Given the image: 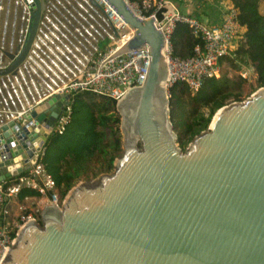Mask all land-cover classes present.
<instances>
[{
	"label": "water",
	"instance_id": "1",
	"mask_svg": "<svg viewBox=\"0 0 264 264\" xmlns=\"http://www.w3.org/2000/svg\"><path fill=\"white\" fill-rule=\"evenodd\" d=\"M23 1L24 41L16 56L5 52L0 67L11 62L0 75L25 56L43 9L42 0ZM105 1L134 28L113 55L145 44L149 53L142 84L115 101L121 152L111 171L70 187L59 207L44 205L40 222L22 223L0 264H264V86L217 108L181 148L160 30L127 0ZM69 102L53 93L0 124V181L37 161Z\"/></svg>",
	"mask_w": 264,
	"mask_h": 264
},
{
	"label": "built area",
	"instance_id": "2",
	"mask_svg": "<svg viewBox=\"0 0 264 264\" xmlns=\"http://www.w3.org/2000/svg\"><path fill=\"white\" fill-rule=\"evenodd\" d=\"M42 1L43 9L25 56L11 72L0 75V124L20 120L22 114L53 93L68 94L70 100L75 92L91 91L117 101L127 89L141 85L145 78L149 62L145 45L113 55L131 38L132 32L120 20L114 21L108 15L115 10L105 0ZM218 1L219 21L214 24L203 23L180 12L172 0L129 2L135 6L137 15L151 18L153 26L162 34L165 88L181 81L194 92L203 78L218 75L219 58L230 55L242 29L237 7L228 0ZM28 15L25 1L0 0V65L5 52L14 56L18 54L24 41ZM176 22L186 24L200 41L187 57L171 56L169 35ZM104 38L108 39L107 43L99 45V40ZM16 46L17 51L14 50ZM10 62L8 60L6 65ZM11 106L14 110H10ZM68 113L69 104L63 105L54 130L61 132ZM40 154L41 151L37 161L23 173L0 181V259L16 229L34 219L30 214H20L7 228L3 219L6 197L16 196L21 188H30L48 204L59 207L61 198L53 179L39 162Z\"/></svg>",
	"mask_w": 264,
	"mask_h": 264
},
{
	"label": "trees",
	"instance_id": "3",
	"mask_svg": "<svg viewBox=\"0 0 264 264\" xmlns=\"http://www.w3.org/2000/svg\"><path fill=\"white\" fill-rule=\"evenodd\" d=\"M172 1L179 9L178 5L182 0ZM201 1L205 3L204 0ZM228 1L237 7L238 19L242 25L239 39L231 54L250 65L256 75L257 86H264V15L259 10V0ZM179 11L181 12L180 9ZM200 13L203 18H208L207 24H211L209 21L216 17V14L214 16L209 12ZM200 13L189 15L202 22ZM169 40L171 56L179 58L191 55L194 45L200 44L188 26L180 22L174 24ZM223 58L229 65L238 67L230 55L220 57L219 64ZM166 92L169 120L181 148L194 134L206 128L217 108L231 101L241 100L239 92L233 91L230 79L223 74L203 78L194 92L181 81L172 83ZM203 107L207 108L205 114L201 111ZM114 108V99L91 91H78L71 95L68 117L61 132L53 129L49 133L39 155V162L53 179L60 198L86 172L91 161L98 163L99 170L108 171L111 168L119 151L115 126L118 118L114 114ZM99 126L109 128L110 133L106 142L94 151L93 137ZM99 133L103 134L102 131ZM89 152L92 154L87 156ZM26 196H38V193L30 188H21L16 193L19 200ZM13 234L14 232L12 236Z\"/></svg>",
	"mask_w": 264,
	"mask_h": 264
},
{
	"label": "rangeland",
	"instance_id": "4",
	"mask_svg": "<svg viewBox=\"0 0 264 264\" xmlns=\"http://www.w3.org/2000/svg\"><path fill=\"white\" fill-rule=\"evenodd\" d=\"M132 1L133 0H131V1L128 0V2H130V3ZM210 3L212 5L209 8H207V9L201 8V9H198V11H197V8L195 11H192L191 6H189V5L185 6L181 2L178 5V7L181 10V12L185 13V14H193L196 12L197 13L205 12V14H207V12H209V13H212L214 16H215V14H216V16H219V7H218L219 1L211 0ZM259 10L264 15V0H259ZM70 13L73 14L72 12H70ZM207 16H209V15H207ZM200 17L203 19L202 22L206 23V19H208V18H203L201 13H200ZM237 40L234 41V43L232 45V49L236 45ZM107 41H108V39L104 38L102 40H99L98 44L104 45L107 43ZM230 56H231L233 62H235L238 65V67H233V66L229 65L227 60L225 58H223V59H221V63L219 64L218 75L223 74V75L227 76L230 79L231 88L233 89V91L236 90L237 92H239L240 98L244 99L250 93H252L254 90H256L258 88L256 75H255V73H254V71L250 65L243 63V61H241L237 57H234L231 53H230ZM218 75H216L215 77H217ZM166 88H167V86H166ZM201 111L205 114L207 112V108L203 107V108H201ZM114 114L118 118V122L116 123L115 126L117 129V134H118V138H119V151L117 153L120 154V152H121V137H122L121 132H120L121 113L116 107L114 108ZM97 130H98V132L93 137L92 149L94 151H97L100 144L106 142L107 138L109 137V133H110L109 128H107V127L103 128V127L99 126V127H97ZM101 131L103 132V134L99 133ZM176 142H177V139H176ZM177 144H178V142H177ZM108 149L110 150V148H108ZM91 154H92V152H89V153H87V156H90ZM111 170H112V167L108 171L99 170L98 163H96L95 161H91L90 166L88 167L86 172L81 174L80 177L73 183L72 186L77 184L79 181H88V180L95 179L99 174L104 173V172H109ZM62 199L63 198H61L59 201V206L61 204ZM5 203H6L5 204L6 213L4 214L3 219H4V223L7 226V228H9L11 226L12 221H15L18 219L20 214H30L33 216V218L36 221L40 222V210L44 205L48 204V202H46L40 196H29V197L21 199V201H17L15 196H10V197H6ZM0 254H1V250H0Z\"/></svg>",
	"mask_w": 264,
	"mask_h": 264
},
{
	"label": "crops",
	"instance_id": "5",
	"mask_svg": "<svg viewBox=\"0 0 264 264\" xmlns=\"http://www.w3.org/2000/svg\"><path fill=\"white\" fill-rule=\"evenodd\" d=\"M218 1V0H217ZM185 6H191L192 8V11L196 10L197 8V11L198 9H207V7H210L212 4L210 2H206L203 3L201 0H182L181 1ZM261 12V11H260ZM219 21V16H216L215 18H213V20L209 21L211 24H214V23H218ZM16 197V196H15ZM16 200L17 201H21L19 199H17L16 197Z\"/></svg>",
	"mask_w": 264,
	"mask_h": 264
},
{
	"label": "bare ground",
	"instance_id": "6",
	"mask_svg": "<svg viewBox=\"0 0 264 264\" xmlns=\"http://www.w3.org/2000/svg\"><path fill=\"white\" fill-rule=\"evenodd\" d=\"M107 3V2H106ZM108 4V3H107ZM129 7H130V9L132 10V11H137L136 10V8H135V6L133 5V4H130L129 5ZM109 11V10H108ZM108 15H110L111 16V18L114 20V21H116V20H120L121 22H122V24L124 25V26H126L128 29H130L131 30V32L133 33V31H134V28H131L130 26H128V24L119 16V14H117L116 12H110V14H108ZM121 19H120V18ZM101 14H99V17H98V20L100 21L101 20ZM85 36H86V34H85ZM87 37V36H86ZM88 38H90V37H88ZM88 44H90V41H88ZM145 46L147 47V44H145ZM148 48V47H147ZM161 84L163 85V81L161 80Z\"/></svg>",
	"mask_w": 264,
	"mask_h": 264
}]
</instances>
